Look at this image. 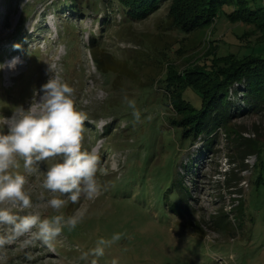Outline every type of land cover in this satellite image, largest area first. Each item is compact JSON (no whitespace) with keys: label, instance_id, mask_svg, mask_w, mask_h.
Masks as SVG:
<instances>
[{"label":"rangeland","instance_id":"1","mask_svg":"<svg viewBox=\"0 0 264 264\" xmlns=\"http://www.w3.org/2000/svg\"><path fill=\"white\" fill-rule=\"evenodd\" d=\"M126 4L0 0V64L19 58L14 69H0V117L18 106L28 109L34 90L56 74L75 90L77 110L88 117L83 147L95 150L108 170L97 173L106 192L61 210L67 217L87 208L75 230L64 228L51 246L24 248L18 241L0 250V264H264V106L253 109L243 102V91L234 92L231 100L242 105L236 118L215 131L211 145L204 135L192 143L171 123L189 108L179 109L170 78L164 81L178 70L200 86L210 79V65L216 70L224 62L264 55V29L257 27L264 0H249V12L239 11L241 3L227 5L209 25L189 33L171 26L169 2L129 21ZM253 10L258 22L238 17L254 20ZM92 49L119 69L102 73ZM125 96L135 100L139 122ZM184 97L201 104L197 90L187 89ZM49 163L41 164V172ZM19 171L34 204L42 194L50 198L43 175ZM13 211H36L42 219L59 214L50 207ZM114 233L131 238L106 247L103 256L79 259Z\"/></svg>","mask_w":264,"mask_h":264},{"label":"clouds","instance_id":"2","mask_svg":"<svg viewBox=\"0 0 264 264\" xmlns=\"http://www.w3.org/2000/svg\"><path fill=\"white\" fill-rule=\"evenodd\" d=\"M20 47L14 45L15 49ZM17 63L19 58L15 57L7 65L0 64V69L5 66L14 69ZM49 71L53 73L51 66ZM74 91L53 74L39 91L34 90L28 109L18 106L10 117H0V226L4 227L0 233V250H6L18 241L24 248L35 247L38 242L51 246L64 228L75 230L87 214V208L81 205L74 214L66 217L61 210L69 202L78 204L82 198L94 201L107 191L97 173L107 175L108 170L95 150L83 147L88 117L77 110ZM124 100L132 109L134 122H139L141 113L135 100L127 96ZM45 162L51 163L41 172V164ZM21 167L30 176L43 175L42 187L50 198L45 199L42 194L38 198L40 202L33 203L31 193L25 187L29 181L19 171ZM40 207H50L59 214L42 219L36 211L24 215L13 211ZM125 237L131 238L127 233H114L108 240L100 238L96 247L83 252L79 259L86 261L90 255L103 256L106 247ZM91 264H97V260L92 259Z\"/></svg>","mask_w":264,"mask_h":264},{"label":"trees","instance_id":"3","mask_svg":"<svg viewBox=\"0 0 264 264\" xmlns=\"http://www.w3.org/2000/svg\"><path fill=\"white\" fill-rule=\"evenodd\" d=\"M118 1L127 2L124 14L125 21H129V19L143 20L156 12L162 4L169 2L168 20L173 28L183 33H189L202 26L209 25L212 17L215 15L220 16L225 6L230 4L235 3L238 7L241 3L239 11L249 12V0ZM73 6L71 7L73 8ZM251 13L252 16L256 17L254 20L248 16L241 15L238 17L243 21L258 22L260 19L259 15H257L258 11L255 12L253 10ZM257 27L260 30L264 29V16L258 22ZM92 54L96 57L98 68L102 73L111 74L113 70L117 71L119 69L102 61L96 49H92ZM117 62L119 61L117 60ZM213 69V66H208L206 75H210V79L206 82L201 81L200 86H197L194 82L187 81L189 79L188 74H184L181 77L178 70H174V73L171 74L168 73L169 75L166 74L164 80L167 81L170 78L172 95L176 98L180 106L179 109L184 106L189 108L188 111L184 110V114L183 111L178 114L181 120H177L174 117L171 123L181 131L184 139H190L192 143L204 135L210 138L208 141L210 142L209 145H211V138L213 139L215 131L222 129L232 119L236 118L234 111L238 108L241 109L242 105L240 102L231 100L234 92L238 94V90L243 91V102L246 100L251 103L253 109L264 106V55L250 54L238 59V61L231 62V64L228 62L221 63L216 70ZM211 72L212 74H210ZM171 77H174V79ZM189 88L197 90L200 95L201 104L198 107L184 97Z\"/></svg>","mask_w":264,"mask_h":264},{"label":"bare ground","instance_id":"4","mask_svg":"<svg viewBox=\"0 0 264 264\" xmlns=\"http://www.w3.org/2000/svg\"><path fill=\"white\" fill-rule=\"evenodd\" d=\"M16 67V66H15Z\"/></svg>","mask_w":264,"mask_h":264}]
</instances>
